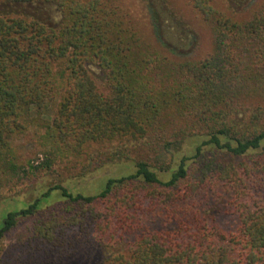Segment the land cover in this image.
Wrapping results in <instances>:
<instances>
[{
    "label": "trees",
    "instance_id": "16d2710c",
    "mask_svg": "<svg viewBox=\"0 0 264 264\" xmlns=\"http://www.w3.org/2000/svg\"><path fill=\"white\" fill-rule=\"evenodd\" d=\"M183 1L209 28L205 57H176L153 11L176 58L106 1L0 0V204L30 173L134 168L0 216V264H264V0L241 18ZM31 127L25 169L14 139Z\"/></svg>",
    "mask_w": 264,
    "mask_h": 264
},
{
    "label": "rangeland",
    "instance_id": "374dc122",
    "mask_svg": "<svg viewBox=\"0 0 264 264\" xmlns=\"http://www.w3.org/2000/svg\"><path fill=\"white\" fill-rule=\"evenodd\" d=\"M102 1L109 2L116 6L123 14L124 20L127 21L129 25L137 31L138 35L150 46L171 56V52H169L163 44L165 50L159 46L153 36L151 25V11H153V17L155 18V23H153V25L156 24L155 29L158 28L163 43H168L174 52L178 54V56L172 55L171 57L173 58L198 59L207 56L211 52L212 46L209 28L183 0ZM251 3L252 0H213V4L216 8L220 11L228 12L234 15L233 17L237 18H241L246 14L247 10L252 6ZM9 8L10 7L6 9L9 10ZM16 11L29 12L26 9H16ZM36 14L40 15V12L36 11ZM90 72L94 76L99 90L104 92L105 86L102 81L101 71L91 67ZM53 108L54 105L52 109ZM36 130V128L31 127L25 136L21 135L14 139V146L19 157V163L25 169H28V164L31 162L36 165L41 158ZM42 133L43 130H40L37 134L39 135ZM93 167V169H90L89 172L84 175H68L66 173L59 176L57 174L46 173L44 170L35 175L30 173L27 178H23L18 183H15L17 186L1 192L15 193L16 195L13 196V199L0 204V216L24 208L26 203L38 197L39 193H45L48 189L55 188L56 186H61L71 193L82 195L97 194L104 188L107 179L128 175L134 170L130 163H119L117 161H107L103 165L94 164ZM51 193H60V191L55 190ZM53 197H50L51 199L49 198L48 201L55 202L61 199L60 196H55V201H53ZM59 203L47 204L43 209L56 207ZM220 205V202L213 203V210L211 213H215ZM156 224L155 226H151L158 228L163 227L159 225L163 224L161 219H158ZM23 225H25V223H23ZM13 245V240H5L3 248L6 249Z\"/></svg>",
    "mask_w": 264,
    "mask_h": 264
}]
</instances>
